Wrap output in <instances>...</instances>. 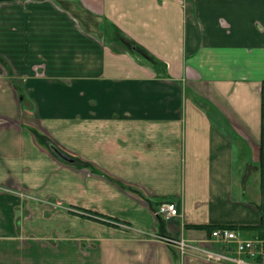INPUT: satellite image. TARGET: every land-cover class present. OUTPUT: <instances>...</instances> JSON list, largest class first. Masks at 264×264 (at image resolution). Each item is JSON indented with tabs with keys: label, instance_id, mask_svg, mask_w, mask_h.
<instances>
[{
	"label": "crops",
	"instance_id": "1",
	"mask_svg": "<svg viewBox=\"0 0 264 264\" xmlns=\"http://www.w3.org/2000/svg\"><path fill=\"white\" fill-rule=\"evenodd\" d=\"M263 111L264 0H0V264H227Z\"/></svg>",
	"mask_w": 264,
	"mask_h": 264
},
{
	"label": "built area",
	"instance_id": "2",
	"mask_svg": "<svg viewBox=\"0 0 264 264\" xmlns=\"http://www.w3.org/2000/svg\"><path fill=\"white\" fill-rule=\"evenodd\" d=\"M156 219L165 220L179 216L177 204L171 200L161 201L154 211ZM210 237L230 247L232 255L208 253L207 258L216 262L227 264H261L255 261L264 258V239L259 237L243 238L234 229L229 227H216L211 230Z\"/></svg>",
	"mask_w": 264,
	"mask_h": 264
},
{
	"label": "trees",
	"instance_id": "3",
	"mask_svg": "<svg viewBox=\"0 0 264 264\" xmlns=\"http://www.w3.org/2000/svg\"><path fill=\"white\" fill-rule=\"evenodd\" d=\"M44 141L47 140L43 137ZM46 142V146L53 152V154H58L59 150L53 143ZM261 174L264 175V111L262 112V135H261V162H260Z\"/></svg>",
	"mask_w": 264,
	"mask_h": 264
},
{
	"label": "water",
	"instance_id": "4",
	"mask_svg": "<svg viewBox=\"0 0 264 264\" xmlns=\"http://www.w3.org/2000/svg\"><path fill=\"white\" fill-rule=\"evenodd\" d=\"M58 155H59L61 158L67 160V161H68V160H71L67 155H65V154L62 153V152H59Z\"/></svg>",
	"mask_w": 264,
	"mask_h": 264
}]
</instances>
